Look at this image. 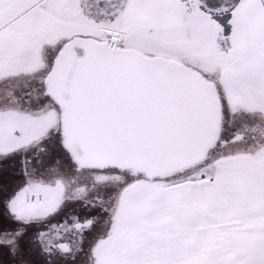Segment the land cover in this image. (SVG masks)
Here are the masks:
<instances>
[{"label": "rangeland", "instance_id": "1", "mask_svg": "<svg viewBox=\"0 0 264 264\" xmlns=\"http://www.w3.org/2000/svg\"><path fill=\"white\" fill-rule=\"evenodd\" d=\"M120 8V0H43L23 13L30 20L28 36L16 39L19 52L12 54L9 67L0 71V164L20 165V160H31L34 173L14 180L8 194L4 192L8 182L0 171L1 215L10 220L0 224L1 264H27L11 259L19 257L24 237L33 238L37 233L45 241H63L71 233L68 224L87 217L97 219L100 209L86 213L84 204L103 208V215L93 227L70 237L71 253L60 255L56 264H117L126 247L142 244L146 249V228L155 213V198L161 197L158 189L167 186L168 180L210 178L238 164L264 159V93L237 77L240 56L219 54L212 40L175 43L166 35L137 29L142 25L139 22L122 25L115 19ZM113 35L118 38V48L176 61L214 84L221 104L220 139L203 162L152 181L116 169L76 171L71 164L59 143V112L44 95L43 79L67 40L101 41ZM166 39L174 43L166 46ZM238 136L241 139L232 142ZM69 209L73 213H68ZM52 216L58 221L50 227L37 224ZM43 250L49 249L45 246ZM250 255L238 264H264V245ZM132 258L134 262L128 263L127 256L123 260L138 264V256Z\"/></svg>", "mask_w": 264, "mask_h": 264}, {"label": "water", "instance_id": "2", "mask_svg": "<svg viewBox=\"0 0 264 264\" xmlns=\"http://www.w3.org/2000/svg\"><path fill=\"white\" fill-rule=\"evenodd\" d=\"M117 41L71 38L43 79L59 112L61 145L77 170L116 169L152 181L203 162L220 139L214 84ZM59 247L67 252L66 244Z\"/></svg>", "mask_w": 264, "mask_h": 264}, {"label": "crops", "instance_id": "3", "mask_svg": "<svg viewBox=\"0 0 264 264\" xmlns=\"http://www.w3.org/2000/svg\"><path fill=\"white\" fill-rule=\"evenodd\" d=\"M42 1L0 0V71L19 52L16 39L28 36L23 13ZM120 7L115 19L122 25L139 22L137 29L175 43L212 40L219 54L236 53L237 77L264 93V0H120ZM178 179L158 189L149 243L126 247L128 263L137 255L138 264H238L264 245V159L210 178Z\"/></svg>", "mask_w": 264, "mask_h": 264}, {"label": "flooded vegetation", "instance_id": "4", "mask_svg": "<svg viewBox=\"0 0 264 264\" xmlns=\"http://www.w3.org/2000/svg\"><path fill=\"white\" fill-rule=\"evenodd\" d=\"M102 40L104 41L105 39L103 38ZM79 55L80 54L78 53V56ZM59 143H60V146L62 147L61 136H60V142ZM62 149L65 151L67 156L70 157L69 153L63 147H62ZM70 160H71V157H70ZM38 161H37V166H39L41 168L42 166H40ZM71 162H72V160H71ZM19 163H20V165L16 164V163L10 164V162H9V164L7 162H4V164H2V165L0 164V167H1L0 171L4 172V178L6 179L4 181L6 183L8 182V185H9L8 190L4 191V192H7L8 194H11L13 191V190H10V188L12 189V185L14 184V182H13L14 180H18V178H24L25 179V177L28 174L34 173V168H32V161L31 160H28L27 162L20 160ZM71 164L75 165L73 162ZM35 169H37V168L35 167ZM75 169H76V171L87 170V169L77 170L76 166H75ZM96 170H98V169H96ZM126 173H129L130 175H132L130 172H126ZM133 176L137 177L138 175H133ZM17 184L15 185V187H17ZM96 202L101 203V199L97 198ZM3 209L4 208L0 206V224L1 225L3 223H5V224L10 223V220L7 216H5L6 218H4V216L1 215V211ZM83 209L86 210L85 211L86 213H89L92 210L95 213L98 209H100L97 219L87 217V219H85L83 221H77V223L74 225L68 224L67 229L69 231H71V233L69 234V238H67L63 241H57V242L45 241L44 240L45 238L42 239V237H39L37 233L34 234L33 238H25L24 237L21 239L22 244L19 247L20 248L19 257L13 255L11 259L14 258V260H16L18 258L19 263H20V261L21 262L23 261V262H27V264H33V263L42 264L43 262H45L46 264H56L60 255L68 256L71 253V245H72L70 237H74L76 233H83L84 230L88 229L89 227H93L94 221L97 222V220H100L101 219L100 216L103 215L102 212L104 211L103 208H101L99 206H93V204H90V206L88 204H84ZM54 210L57 213V207ZM72 210L73 209H69L68 213H73ZM81 210H82V208H81ZM81 210H78V212H80ZM64 215H65V213H64ZM56 216H58V214ZM56 216H52L50 218H45L44 220L38 222L37 224L43 225L45 227H50L53 222L58 221V218H56ZM83 217H86V216H83ZM68 220H69V218L66 217L65 221L67 222ZM87 222H90V225L84 226V224H86ZM78 225H80V228H76V226H78ZM58 226H60V224ZM47 237H49V236H47ZM44 241H45V244H44ZM60 244H66L68 246L67 252L61 251V248L59 247ZM45 246H47L49 250H47V251L43 250V249H45ZM1 263H2V259L0 256V264Z\"/></svg>", "mask_w": 264, "mask_h": 264}]
</instances>
